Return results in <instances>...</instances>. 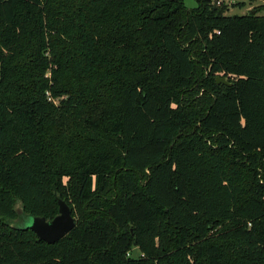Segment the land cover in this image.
Here are the masks:
<instances>
[{
	"label": "trees",
	"instance_id": "1",
	"mask_svg": "<svg viewBox=\"0 0 264 264\" xmlns=\"http://www.w3.org/2000/svg\"><path fill=\"white\" fill-rule=\"evenodd\" d=\"M196 2L0 0V264H264V12Z\"/></svg>",
	"mask_w": 264,
	"mask_h": 264
},
{
	"label": "water",
	"instance_id": "2",
	"mask_svg": "<svg viewBox=\"0 0 264 264\" xmlns=\"http://www.w3.org/2000/svg\"><path fill=\"white\" fill-rule=\"evenodd\" d=\"M216 82L219 84H229L227 79L221 76L216 77ZM58 213L52 217V220H47L43 216H30L31 222L25 226L32 230L40 240L48 244H53L64 237L75 225V218L71 214V209L65 200L57 196Z\"/></svg>",
	"mask_w": 264,
	"mask_h": 264
},
{
	"label": "rangeland",
	"instance_id": "3",
	"mask_svg": "<svg viewBox=\"0 0 264 264\" xmlns=\"http://www.w3.org/2000/svg\"><path fill=\"white\" fill-rule=\"evenodd\" d=\"M184 5L188 7H195L197 6L196 0H183ZM216 3H225L228 6V10L226 11L227 14H244L247 12H255L256 10L259 11V14H262L264 10L260 8V5L262 4L261 0H216ZM219 76V75H218ZM16 211H17V216L16 218L12 221L13 226H28L31 222L30 216L23 213L21 210V204L20 202H17L16 204ZM129 255L131 257H138L140 255V252L135 248L132 247Z\"/></svg>",
	"mask_w": 264,
	"mask_h": 264
}]
</instances>
